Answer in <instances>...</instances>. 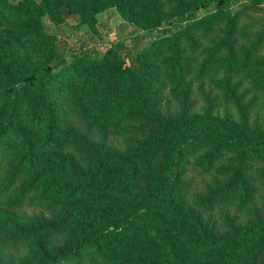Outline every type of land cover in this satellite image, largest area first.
I'll return each instance as SVG.
<instances>
[{
  "label": "trees",
  "instance_id": "trees-1",
  "mask_svg": "<svg viewBox=\"0 0 264 264\" xmlns=\"http://www.w3.org/2000/svg\"><path fill=\"white\" fill-rule=\"evenodd\" d=\"M261 2L0 0V264H264ZM109 9L171 33L66 54L43 22Z\"/></svg>",
  "mask_w": 264,
  "mask_h": 264
},
{
  "label": "rangeland",
  "instance_id": "rangeland-1",
  "mask_svg": "<svg viewBox=\"0 0 264 264\" xmlns=\"http://www.w3.org/2000/svg\"><path fill=\"white\" fill-rule=\"evenodd\" d=\"M257 8V11L249 12L247 20H244L245 17L242 18V22L264 21V0L257 5ZM43 22L46 30L56 37L58 49L66 54L100 55L108 48L117 44H121L123 51L126 53L127 51H132L137 45L139 47L145 46L150 40L171 33L168 26L147 32L138 31L132 25L125 23L115 9H109L98 15L94 31H91L85 24L78 23V20L73 17L67 19L66 22L59 26L53 24L48 16H43ZM257 105L258 107L253 110L249 118L251 123L259 127L264 124V99L258 98ZM165 106L168 110H175V105L172 101L166 100ZM202 106L203 103L199 100L196 111ZM215 114L223 118L224 116H229L232 119H236V113L232 107L223 103L216 107ZM111 143L120 149L125 148V145L120 139L113 138L111 139ZM203 183H206L204 179L196 178L194 184L196 189L193 190V193L201 192ZM18 252L19 254H23L24 250L22 249Z\"/></svg>",
  "mask_w": 264,
  "mask_h": 264
}]
</instances>
